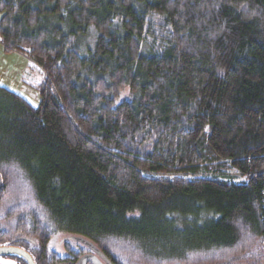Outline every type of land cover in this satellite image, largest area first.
<instances>
[{
  "label": "trees",
  "instance_id": "obj_1",
  "mask_svg": "<svg viewBox=\"0 0 264 264\" xmlns=\"http://www.w3.org/2000/svg\"><path fill=\"white\" fill-rule=\"evenodd\" d=\"M0 13L3 49L43 76L37 106L0 85L1 245L35 264L89 251L67 236L112 264H262L264 0Z\"/></svg>",
  "mask_w": 264,
  "mask_h": 264
},
{
  "label": "rangeland",
  "instance_id": "obj_2",
  "mask_svg": "<svg viewBox=\"0 0 264 264\" xmlns=\"http://www.w3.org/2000/svg\"><path fill=\"white\" fill-rule=\"evenodd\" d=\"M1 16V13H0ZM95 33L93 27L90 28ZM91 46L92 35L85 39V43ZM144 47V46H143ZM85 54V52H83ZM43 76L38 68L31 64V61L15 51H5L0 43V85L21 95L32 106L39 102L38 86L42 83ZM41 82V83H40ZM123 96L130 98L128 92ZM1 246V244H0ZM264 254V247L259 251ZM0 264H23L20 258L13 254L0 255ZM264 264V258L262 261Z\"/></svg>",
  "mask_w": 264,
  "mask_h": 264
},
{
  "label": "water",
  "instance_id": "obj_3",
  "mask_svg": "<svg viewBox=\"0 0 264 264\" xmlns=\"http://www.w3.org/2000/svg\"><path fill=\"white\" fill-rule=\"evenodd\" d=\"M1 176H0V187H1ZM64 239L72 240L79 242L85 245L88 248V252L81 255L75 264H87L88 262H94L98 264L101 260L106 262L107 264H112V262L89 240L80 237V236H67ZM13 254L18 257H21L26 261L27 264H35L31 255L24 249L17 247V246H10V245H1L0 246V255H8ZM101 264V263H100Z\"/></svg>",
  "mask_w": 264,
  "mask_h": 264
},
{
  "label": "flooded vegetation",
  "instance_id": "obj_4",
  "mask_svg": "<svg viewBox=\"0 0 264 264\" xmlns=\"http://www.w3.org/2000/svg\"><path fill=\"white\" fill-rule=\"evenodd\" d=\"M10 246H12V245H10ZM86 253V252H85ZM83 255V254H82ZM32 257V256H31ZM21 260V259H20ZM24 260V259H23ZM22 261V260H21ZM25 261V260H24ZM77 261V260H76ZM26 262V261H25ZM23 263V262H22ZM107 264L106 262H104V261H100V262H98V264ZM87 264H95L94 262L92 263V262H88Z\"/></svg>",
  "mask_w": 264,
  "mask_h": 264
}]
</instances>
